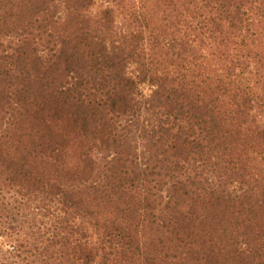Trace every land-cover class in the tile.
Segmentation results:
<instances>
[{"label": "trees", "instance_id": "trees-1", "mask_svg": "<svg viewBox=\"0 0 264 264\" xmlns=\"http://www.w3.org/2000/svg\"><path fill=\"white\" fill-rule=\"evenodd\" d=\"M2 264H264V0H0Z\"/></svg>", "mask_w": 264, "mask_h": 264}, {"label": "rangeland", "instance_id": "rangeland-1", "mask_svg": "<svg viewBox=\"0 0 264 264\" xmlns=\"http://www.w3.org/2000/svg\"><path fill=\"white\" fill-rule=\"evenodd\" d=\"M2 240L0 239V264L6 261L5 259V247L1 244Z\"/></svg>", "mask_w": 264, "mask_h": 264}]
</instances>
